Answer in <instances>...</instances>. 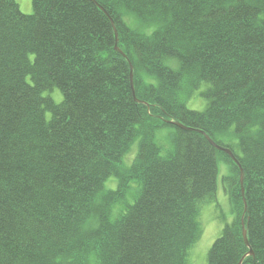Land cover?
<instances>
[{
  "label": "trees",
  "instance_id": "obj_1",
  "mask_svg": "<svg viewBox=\"0 0 264 264\" xmlns=\"http://www.w3.org/2000/svg\"><path fill=\"white\" fill-rule=\"evenodd\" d=\"M95 1L123 56L89 0H0V264H187L220 160L232 219L207 264L248 253L241 219L242 264H264V0ZM200 132L238 161L245 212L237 166Z\"/></svg>",
  "mask_w": 264,
  "mask_h": 264
},
{
  "label": "rangeland",
  "instance_id": "obj_2",
  "mask_svg": "<svg viewBox=\"0 0 264 264\" xmlns=\"http://www.w3.org/2000/svg\"><path fill=\"white\" fill-rule=\"evenodd\" d=\"M19 6V10L24 15L32 14L31 0H15ZM124 21L130 23V18L127 15L123 16ZM118 44V43H117ZM118 47V46H117ZM204 89L202 86L198 91L192 94L191 99L186 102V107L193 111H202L206 105V101L200 97V92ZM53 99L59 101L60 95L57 90L51 93ZM140 102V101H138ZM142 104V103H140ZM171 129L165 128L159 130L155 136V143L161 148V153L165 154L171 143ZM137 150L136 144L131 146L129 153L126 155L124 162L129 165L131 159ZM219 176L217 181V192L215 199L212 202L205 203L200 206L198 214V223L201 228V235L196 243L190 248L186 261L187 264H207L206 257L212 243L219 237L225 222H230L232 215L230 212L228 196L223 188L221 179L228 172V167L223 160L218 161ZM131 188L126 192L125 199L132 202L133 194L135 193L134 184H130ZM105 188L108 190H115L116 182L109 179ZM124 204L113 207V217L122 209Z\"/></svg>",
  "mask_w": 264,
  "mask_h": 264
},
{
  "label": "water",
  "instance_id": "obj_3",
  "mask_svg": "<svg viewBox=\"0 0 264 264\" xmlns=\"http://www.w3.org/2000/svg\"><path fill=\"white\" fill-rule=\"evenodd\" d=\"M95 7H97L109 20L110 24H111V27L113 29V33H114V50L119 53L120 55L123 56V53L118 49L117 47V43H118V35H117V30H116V27H115V24L112 20V18L108 15V13L104 10V8L102 6H100L95 0H89ZM129 80H130V87H131V92H132V96L134 97V100L136 102H138L135 98V94H134V89H133V84H132V71L130 72V75H129ZM170 124L174 125L175 127L177 128H180L182 130H192L190 128H187L185 126H183L182 124L178 123V122H175V121H169ZM200 134H202L205 139L207 140V142L217 151H220V152H223L225 153L229 159L237 166L238 170H239V181H240V188H241V195H242V200H243V204H244V212L246 211V204H245V200H244V188H243V171L238 163V161L236 160V158L234 157L233 153L226 149V148H223V147H220L218 145H216L210 138L209 136H207L205 133L203 132H200ZM241 234H242V240H243V243L245 245V247L249 250L248 253L246 255H244L240 261L238 262V264H242V261L245 257L247 256H253V253L252 251L250 250V247H249V244H248V240H247V232H246V228H245V225H244V222L243 220L241 219Z\"/></svg>",
  "mask_w": 264,
  "mask_h": 264
},
{
  "label": "bare ground",
  "instance_id": "obj_4",
  "mask_svg": "<svg viewBox=\"0 0 264 264\" xmlns=\"http://www.w3.org/2000/svg\"><path fill=\"white\" fill-rule=\"evenodd\" d=\"M132 70H130V72H131ZM133 97V96H132Z\"/></svg>",
  "mask_w": 264,
  "mask_h": 264
}]
</instances>
